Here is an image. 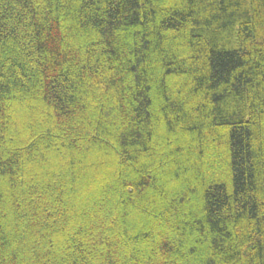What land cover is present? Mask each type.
<instances>
[{
  "label": "trees",
  "instance_id": "16d2710c",
  "mask_svg": "<svg viewBox=\"0 0 264 264\" xmlns=\"http://www.w3.org/2000/svg\"><path fill=\"white\" fill-rule=\"evenodd\" d=\"M0 264H264V0H0Z\"/></svg>",
  "mask_w": 264,
  "mask_h": 264
}]
</instances>
